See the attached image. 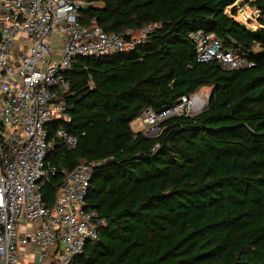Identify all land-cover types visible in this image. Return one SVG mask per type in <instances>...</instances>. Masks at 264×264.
<instances>
[{
  "label": "trees",
  "instance_id": "trees-1",
  "mask_svg": "<svg viewBox=\"0 0 264 264\" xmlns=\"http://www.w3.org/2000/svg\"><path fill=\"white\" fill-rule=\"evenodd\" d=\"M239 1L83 0L82 25L155 30L128 53L75 57L57 90L68 120L46 124L56 172L42 196L51 204L63 170L85 158L86 204L105 219L73 264H264V0H246L254 28L236 18ZM197 31L254 65L197 61ZM202 87L213 91L200 111L166 117L150 135L131 127L144 109ZM59 127L78 137L74 148Z\"/></svg>",
  "mask_w": 264,
  "mask_h": 264
},
{
  "label": "built area",
  "instance_id": "built-area-1",
  "mask_svg": "<svg viewBox=\"0 0 264 264\" xmlns=\"http://www.w3.org/2000/svg\"><path fill=\"white\" fill-rule=\"evenodd\" d=\"M86 5L83 0H0V264H73L87 242L99 240L105 225L86 204L93 164L85 158L63 170L51 204L42 196L56 172L47 159L52 142L46 124L54 117L68 120L65 105L54 99L58 89L68 88L65 73L75 57L128 53L155 25L128 37L106 33L79 22ZM192 38L197 61L217 60L228 69L254 65L246 53L223 49L211 34L197 31ZM203 90L158 111L144 109L143 133L156 132L166 117L200 111L208 95ZM55 136L67 148L77 144L78 137L61 127Z\"/></svg>",
  "mask_w": 264,
  "mask_h": 264
},
{
  "label": "rangeland",
  "instance_id": "rangeland-1",
  "mask_svg": "<svg viewBox=\"0 0 264 264\" xmlns=\"http://www.w3.org/2000/svg\"><path fill=\"white\" fill-rule=\"evenodd\" d=\"M235 5L237 7L236 18L251 28L256 27V24H257L256 17L258 16V13H259L257 12L256 8L248 5L246 0H241L237 2ZM203 88H204L203 91H207V93L210 90V87H203ZM197 92H199L198 94L201 93L200 90H198ZM131 127L135 131H139V130H142L145 126L140 120V118L138 117L131 123Z\"/></svg>",
  "mask_w": 264,
  "mask_h": 264
},
{
  "label": "water",
  "instance_id": "water-1",
  "mask_svg": "<svg viewBox=\"0 0 264 264\" xmlns=\"http://www.w3.org/2000/svg\"><path fill=\"white\" fill-rule=\"evenodd\" d=\"M86 6H87V5H86ZM212 91H213V89L210 88V90H209V92H208V95H207V100L210 98Z\"/></svg>",
  "mask_w": 264,
  "mask_h": 264
},
{
  "label": "crops",
  "instance_id": "crops-1",
  "mask_svg": "<svg viewBox=\"0 0 264 264\" xmlns=\"http://www.w3.org/2000/svg\"><path fill=\"white\" fill-rule=\"evenodd\" d=\"M201 89H204L203 87Z\"/></svg>",
  "mask_w": 264,
  "mask_h": 264
}]
</instances>
